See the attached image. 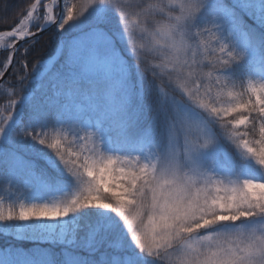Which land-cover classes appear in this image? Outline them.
<instances>
[{
	"label": "snow or ice",
	"instance_id": "obj_1",
	"mask_svg": "<svg viewBox=\"0 0 264 264\" xmlns=\"http://www.w3.org/2000/svg\"><path fill=\"white\" fill-rule=\"evenodd\" d=\"M0 49V264H264V0H28Z\"/></svg>",
	"mask_w": 264,
	"mask_h": 264
},
{
	"label": "trees",
	"instance_id": "obj_2",
	"mask_svg": "<svg viewBox=\"0 0 264 264\" xmlns=\"http://www.w3.org/2000/svg\"><path fill=\"white\" fill-rule=\"evenodd\" d=\"M28 0H0V31L9 30L12 28L20 17L21 11L26 6ZM139 42V41H138ZM25 47L31 48V54L28 56V71L31 72L32 66L36 64L37 60L45 61L52 57L56 53L57 42L52 40L48 42L47 35L40 37L34 45H26L25 43L20 46L21 53L24 51ZM21 53H17L16 61L20 60ZM7 55L6 52L2 50L0 55V61H3L4 57ZM59 58L58 53L55 60H53L49 66L51 68ZM17 71L13 69V72ZM22 71V70H21ZM12 81L15 82V76L11 77ZM9 185L4 182H0V197H2ZM24 247H32L29 242L23 243Z\"/></svg>",
	"mask_w": 264,
	"mask_h": 264
},
{
	"label": "rangeland",
	"instance_id": "obj_3",
	"mask_svg": "<svg viewBox=\"0 0 264 264\" xmlns=\"http://www.w3.org/2000/svg\"><path fill=\"white\" fill-rule=\"evenodd\" d=\"M80 2H81V4H85V3H86V0H80ZM0 50H3V49H0ZM56 57H57V52L55 53L54 56H52V57L48 58L47 60H45V61L48 62V67L50 66L51 62H52L53 60L56 59ZM13 191H14V189L11 188V187L9 186L8 189L6 190L5 194H4L2 197H0V199H4V198H6V197L9 196ZM29 243H30V242H29Z\"/></svg>",
	"mask_w": 264,
	"mask_h": 264
},
{
	"label": "water",
	"instance_id": "obj_4",
	"mask_svg": "<svg viewBox=\"0 0 264 264\" xmlns=\"http://www.w3.org/2000/svg\"><path fill=\"white\" fill-rule=\"evenodd\" d=\"M40 37H42V36H40ZM40 37H39V38H40ZM23 44H24L23 41L19 42V46H22ZM0 55H1V51H0Z\"/></svg>",
	"mask_w": 264,
	"mask_h": 264
}]
</instances>
